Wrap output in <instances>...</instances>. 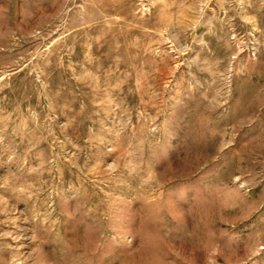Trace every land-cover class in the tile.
Wrapping results in <instances>:
<instances>
[{
    "label": "rangeland",
    "instance_id": "rangeland-1",
    "mask_svg": "<svg viewBox=\"0 0 264 264\" xmlns=\"http://www.w3.org/2000/svg\"><path fill=\"white\" fill-rule=\"evenodd\" d=\"M0 264H264V0H0Z\"/></svg>",
    "mask_w": 264,
    "mask_h": 264
}]
</instances>
